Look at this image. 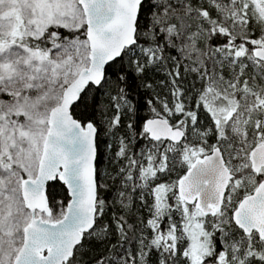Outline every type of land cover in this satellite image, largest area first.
<instances>
[{
    "label": "snow or ice",
    "instance_id": "6c2138e0",
    "mask_svg": "<svg viewBox=\"0 0 264 264\" xmlns=\"http://www.w3.org/2000/svg\"><path fill=\"white\" fill-rule=\"evenodd\" d=\"M0 264H264V0H0Z\"/></svg>",
    "mask_w": 264,
    "mask_h": 264
}]
</instances>
